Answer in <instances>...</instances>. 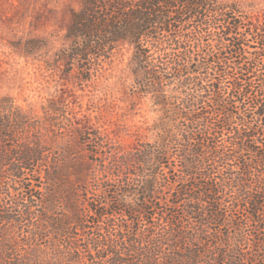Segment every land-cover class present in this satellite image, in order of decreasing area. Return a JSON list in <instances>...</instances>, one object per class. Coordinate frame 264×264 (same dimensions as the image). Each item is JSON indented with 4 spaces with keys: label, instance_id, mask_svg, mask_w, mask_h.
Segmentation results:
<instances>
[{
    "label": "trees",
    "instance_id": "trees-1",
    "mask_svg": "<svg viewBox=\"0 0 264 264\" xmlns=\"http://www.w3.org/2000/svg\"><path fill=\"white\" fill-rule=\"evenodd\" d=\"M69 11L67 44L50 65L91 81L121 45L130 44L135 91L150 94L161 111L154 124L158 137L133 152L142 171L129 192L135 201L126 194L100 201L101 208L90 203L106 229L89 235L85 225L71 224L74 205L51 221L35 210L39 200L54 199H40L35 192L44 195L41 185L26 176L40 164L39 153L5 145L15 123L22 129L29 123L0 100V264H264V15L254 19L238 0H80ZM176 23L192 27L174 32ZM48 184L57 189L58 175ZM165 187H173L174 196L166 207L183 209L187 223L170 214L164 226L138 232L116 222L119 215L163 221L165 212L149 217L145 210L148 203L157 208L154 200ZM243 208L246 217L237 219ZM31 218L69 238L62 247L55 242L65 255H29L27 249L3 255L5 223L22 229ZM32 228L30 237H43V228Z\"/></svg>",
    "mask_w": 264,
    "mask_h": 264
},
{
    "label": "rangeland",
    "instance_id": "rangeland-1",
    "mask_svg": "<svg viewBox=\"0 0 264 264\" xmlns=\"http://www.w3.org/2000/svg\"><path fill=\"white\" fill-rule=\"evenodd\" d=\"M238 1L254 19L264 15V0ZM79 5L80 0H0V100L7 99L29 123L25 129L15 123L14 135L4 138L5 145L12 149L19 145L31 147L39 153L40 164L26 176L41 185L44 195L41 190L35 192L40 199L45 197L49 202L54 199V204L39 200L35 210L51 221L68 214L67 208L74 205L78 212L71 224L85 225V234L92 235L93 231L106 228L103 222L100 225L97 222L90 203H97L101 208L100 201L126 194L130 201H135L129 192H134L140 180L137 173L142 171L132 161L133 152L158 137L154 124L161 111L150 94L135 91L133 48L128 43L116 50L102 72L91 81L81 82L73 74H65L59 66L50 65L55 53L67 44L65 27L70 18L69 8ZM181 26L176 23L172 29L186 31L192 24ZM262 126L260 130L264 131ZM260 140L264 141V136ZM11 158L15 159L13 155ZM246 158H249L247 152ZM53 175H58L57 189L48 184ZM174 177V172L168 173L171 181ZM172 189H160V199L154 200L157 208H149V203L146 206L149 217L158 216L157 210L165 212L161 214L163 221L156 217L140 223L130 216L119 215L116 222L130 225L138 232L158 227V222L164 226L170 214L181 216L187 223L183 209L166 207L167 199L174 197ZM246 214L243 208L236 211L235 217L245 218ZM35 226L44 229L43 237H30ZM5 227H8V236L3 255H16L17 249L18 252L27 249L29 255H65L56 248L55 242L60 239V247L61 243H70L51 223L35 218L22 229L9 223ZM220 227L225 232L228 230L226 225ZM142 237L145 241L149 239L148 235ZM248 243L256 252L258 246L252 241Z\"/></svg>",
    "mask_w": 264,
    "mask_h": 264
}]
</instances>
